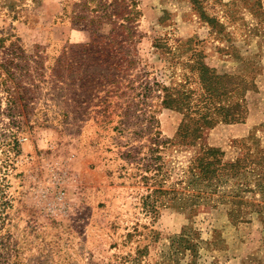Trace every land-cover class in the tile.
Returning a JSON list of instances; mask_svg holds the SVG:
<instances>
[{
	"label": "rangeland",
	"instance_id": "1",
	"mask_svg": "<svg viewBox=\"0 0 264 264\" xmlns=\"http://www.w3.org/2000/svg\"><path fill=\"white\" fill-rule=\"evenodd\" d=\"M137 1L0 0V264H264V0ZM191 37L245 80L221 104L239 100L246 118L184 146L160 85L188 74L201 91L178 41ZM206 142L246 170L202 183L210 195L189 209L160 194L147 209L155 188L198 191L188 168ZM183 233L195 252L175 249Z\"/></svg>",
	"mask_w": 264,
	"mask_h": 264
},
{
	"label": "trees",
	"instance_id": "2",
	"mask_svg": "<svg viewBox=\"0 0 264 264\" xmlns=\"http://www.w3.org/2000/svg\"><path fill=\"white\" fill-rule=\"evenodd\" d=\"M195 4L198 3L196 0ZM133 7L131 12L135 13L134 9H137L138 1L132 0ZM139 14V12H136ZM107 14V13H106ZM108 15V14H107ZM111 15V14H109ZM112 16V15H111ZM201 17L208 19L209 16L205 12H201ZM212 18V17H210ZM209 18V19H210ZM181 41V47L187 52H192L188 59L192 60L193 63L190 66V70L197 75L201 91L197 92L192 88H186L189 79L193 76H187L185 79L186 85H181L180 88H174L169 86L160 85L163 90L162 95V106L180 110L183 114L182 122L175 135V141L184 146H194L198 141L203 140L208 135V132L217 124L224 123H237L243 122L246 118V110L243 109L244 104L239 100L234 101L233 104H221L223 98H227V101H231L237 94L242 90V84L245 80L233 76V75H220L215 69L209 66L204 60L205 53L203 49L193 47L194 37L188 38L184 44V39ZM162 46H168L167 41ZM183 44V45H182ZM198 44V41L197 43ZM158 48H162L160 44H156ZM245 90V88H244ZM242 92V91H241ZM197 93V94H196ZM244 94V92L242 93ZM17 98L12 101L16 103ZM14 106L12 105V109ZM162 133L156 132L155 137L151 140L155 144L152 148V152L156 159H163L161 154L162 148L160 146L167 144L166 140H162ZM10 151H13L14 156L20 155L22 152L21 142L19 139L14 138L12 142L8 143ZM8 151V150H6ZM224 153L220 148L211 146L208 142L203 143V147L199 154H197L193 160L191 166H189V180L187 188H197V192L186 193L185 191H178L175 189H164L155 188L144 197V205L147 209L151 210L155 207V202L161 199L160 195H164L162 204L164 205H175L178 210L189 209L187 203L191 200L198 205L195 200H204L205 197L210 194L206 193V189L200 185L207 183L213 185L216 182H221L224 177L230 176L233 173L236 174L240 169L247 168V164H243V158L237 159L235 162H225L223 160ZM148 179V177H144ZM2 178H0V190L3 189ZM160 194L158 198L154 196ZM167 199V200H166ZM154 202V203H153ZM191 210L198 211L199 208L191 207ZM175 249L182 250L191 249L193 252L196 251L194 248L193 239L185 233L179 235L177 240L174 242ZM174 264H197L196 261L191 260L186 263L176 261Z\"/></svg>",
	"mask_w": 264,
	"mask_h": 264
}]
</instances>
